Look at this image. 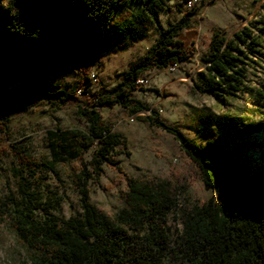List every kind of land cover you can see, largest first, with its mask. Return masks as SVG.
I'll return each instance as SVG.
<instances>
[{"label": "trees", "instance_id": "trees-1", "mask_svg": "<svg viewBox=\"0 0 264 264\" xmlns=\"http://www.w3.org/2000/svg\"><path fill=\"white\" fill-rule=\"evenodd\" d=\"M162 0H0V132L11 137L10 116L40 102L57 108L80 101L83 131H47L49 160L38 161L18 143L0 150L15 159L14 190L0 197V221L8 222L25 252L23 264H264V115L226 121L240 143L215 138L199 143L164 123L157 111L132 96L138 80L153 69L185 63L195 53L178 38L191 27L194 9L163 27ZM133 8L136 12H133ZM152 23L158 36L147 52L128 66L123 79L82 102L91 84L86 63L108 48L140 38L136 23ZM202 69L191 78L195 92L219 105L246 94L264 108V22L248 24L230 37L212 32L200 56ZM64 68L77 80L59 87L48 80ZM119 107L171 135L187 157L192 173L218 193L200 206L187 195L188 175L168 179L128 176L115 159L127 142L103 119V109ZM128 155L127 152H125ZM78 195L80 212L65 220L55 211L64 194L47 187L53 177L64 193L57 165ZM104 166H112L124 189L113 217L90 202ZM176 223L174 233L167 226Z\"/></svg>", "mask_w": 264, "mask_h": 264}, {"label": "rangeland", "instance_id": "rangeland-1", "mask_svg": "<svg viewBox=\"0 0 264 264\" xmlns=\"http://www.w3.org/2000/svg\"><path fill=\"white\" fill-rule=\"evenodd\" d=\"M158 13L160 24L176 23L189 10L190 0H162ZM191 15V27L180 32L179 39L185 46H193L195 53L185 63L170 69H153L142 77L146 84L139 86L132 96L142 101L150 109L158 112L160 119L178 128L185 136L199 143L219 138L231 147L240 143L230 131L226 121L239 119H256L264 115V108L259 107L246 95L228 99L219 105L207 95L195 92L191 78L202 69L200 56L207 50L212 32L220 31L227 37L242 27L264 22V0H210L208 3L196 5ZM133 12L136 9L133 8ZM140 38L126 39L123 46L108 48L98 57L86 63L90 75L95 80L88 87L77 92L82 102L89 101L94 94L103 89L113 87L123 79L128 66L135 59L143 56L156 40L158 33L152 23H136ZM78 78L73 69L64 68L51 74L48 80L59 87H68ZM80 101L70 99L60 108L46 102L17 114H12L7 123L11 137L0 132L5 143H18L24 150L38 161L49 160V151L45 141L47 131L57 129H76L83 131L84 121L76 115ZM148 111L130 115L119 107L103 109L101 114L113 132L126 139L127 147H119L120 152L115 159L118 166L128 176L136 179L160 178L168 179L171 172L182 171L187 174V195L193 205L200 206L209 198L218 199V193L206 189L199 177L192 173L187 157L180 151L177 142L165 131L151 125L145 116ZM128 153V155L125 154ZM15 159L0 150V197L8 190H14L15 179L11 170ZM72 163L57 165V171L63 181L64 193L60 184L51 177L47 181L49 190L64 194V202L55 211L62 220L80 212L78 195L65 175ZM104 173L98 184L91 185L90 202L106 216L113 217L122 206L120 191L124 189L112 166H104ZM170 233L177 228L169 218L167 224ZM25 252L17 240L8 219L0 221V264L26 263Z\"/></svg>", "mask_w": 264, "mask_h": 264}, {"label": "built area", "instance_id": "built-area-1", "mask_svg": "<svg viewBox=\"0 0 264 264\" xmlns=\"http://www.w3.org/2000/svg\"><path fill=\"white\" fill-rule=\"evenodd\" d=\"M210 0H191L189 1V10L193 9L196 5L201 4V3H208ZM188 11V10H187ZM178 67V65L175 64V68ZM91 79L94 81L95 80V76L94 74L91 75ZM146 84V79L141 77L138 82H137V86H143Z\"/></svg>", "mask_w": 264, "mask_h": 264}, {"label": "bare ground", "instance_id": "bare-ground-1", "mask_svg": "<svg viewBox=\"0 0 264 264\" xmlns=\"http://www.w3.org/2000/svg\"><path fill=\"white\" fill-rule=\"evenodd\" d=\"M191 1V0H190ZM187 6H189V2L187 3ZM173 68H175V66L174 67H172L171 69H173ZM146 82H147V80H146Z\"/></svg>", "mask_w": 264, "mask_h": 264}]
</instances>
